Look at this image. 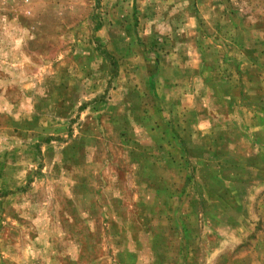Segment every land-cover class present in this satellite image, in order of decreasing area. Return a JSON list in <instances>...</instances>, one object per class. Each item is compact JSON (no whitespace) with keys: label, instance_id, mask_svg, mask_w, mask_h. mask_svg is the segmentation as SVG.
I'll return each instance as SVG.
<instances>
[{"label":"rangeland","instance_id":"obj_1","mask_svg":"<svg viewBox=\"0 0 264 264\" xmlns=\"http://www.w3.org/2000/svg\"><path fill=\"white\" fill-rule=\"evenodd\" d=\"M0 264H264V0H0Z\"/></svg>","mask_w":264,"mask_h":264}]
</instances>
